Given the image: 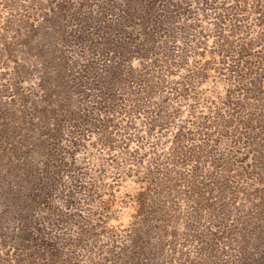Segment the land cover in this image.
<instances>
[{"label": "rangeland", "instance_id": "374dc122", "mask_svg": "<svg viewBox=\"0 0 264 264\" xmlns=\"http://www.w3.org/2000/svg\"><path fill=\"white\" fill-rule=\"evenodd\" d=\"M0 264H264V0H0Z\"/></svg>", "mask_w": 264, "mask_h": 264}]
</instances>
